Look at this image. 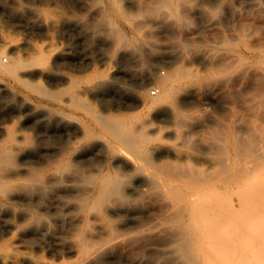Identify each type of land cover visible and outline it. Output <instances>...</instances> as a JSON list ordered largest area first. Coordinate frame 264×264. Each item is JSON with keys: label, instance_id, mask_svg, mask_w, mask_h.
Segmentation results:
<instances>
[{"label": "bare ground", "instance_id": "1", "mask_svg": "<svg viewBox=\"0 0 264 264\" xmlns=\"http://www.w3.org/2000/svg\"><path fill=\"white\" fill-rule=\"evenodd\" d=\"M105 1V11L116 27L117 40L139 45L140 38L135 33L128 37L119 25V21H123L134 27L132 15L120 0ZM260 1L264 0L253 1L258 10L262 8ZM182 4L184 0H155L153 5L157 10L170 9L182 19L185 18ZM45 17L40 26L45 33H51L56 28L55 17L48 11ZM262 29L250 25L240 28L235 37L222 39L221 49L217 51L233 52L236 60L230 65L222 56L214 55L219 69L201 70L190 61L191 57L206 58L192 50L186 55L185 47L181 49L178 54L187 61L175 63L163 75L154 78L158 86L155 96L148 99L138 95L137 104L146 111L143 117L104 111L80 97L62 99L59 91L33 84L26 76V68L35 65L39 75L50 76L57 57L50 46L25 42L31 47L27 56L21 53L11 56L7 45L0 46V55L10 56L7 63L0 59V73L16 87L34 88L44 102L41 107L26 102L25 108L35 116L47 117L51 130L56 125H66L57 111L71 114L76 121L74 134L80 135L72 140L71 134L66 132V141L58 148L49 149L40 146L42 138L35 139L34 134H23L8 124H1L0 164L15 156L36 157L41 161L4 169V172H14L4 177L0 175V191L7 196L19 194L20 191L12 187L16 181L33 184L73 181L70 179L71 155L81 154L86 144L97 145L105 149L107 161L87 173L82 171L77 178L83 185L82 191L76 197L84 216L97 219L103 232L101 239L91 240L90 246L84 242L78 244L82 256L74 264H91L92 258L97 264L104 263V253L109 247L126 239L143 238L149 242L152 233H156V237L163 236L176 264H250L249 254L253 251L248 242L247 224L251 219L264 220V115L252 111L246 121H237L232 116L221 127L212 126L209 135L193 137V130L185 127L193 129L200 121L180 102H190L186 94L191 86L209 80L218 70L223 76L241 78L250 68L264 78V42L253 37L255 33H263ZM237 66L238 69L233 70ZM231 69L233 71L227 73ZM87 83L91 97L100 96L109 86L99 72L90 74ZM261 93L262 90H257L254 95ZM261 102L264 104V97L258 98L257 103ZM162 103L166 105L164 111L150 112ZM70 106L78 113H70L67 110ZM157 119L166 123L156 124ZM67 122L69 124V120ZM44 134L53 133L46 130L40 136ZM169 135L182 138L183 142H169ZM22 172L25 176H20ZM151 196L160 200V204L153 207L154 212L149 202ZM112 213L122 214L126 232H120L118 226L109 221ZM25 225V231L32 233L45 228L32 219ZM155 229L159 231L153 232ZM15 261L12 258L11 264Z\"/></svg>", "mask_w": 264, "mask_h": 264}, {"label": "rangeland", "instance_id": "2", "mask_svg": "<svg viewBox=\"0 0 264 264\" xmlns=\"http://www.w3.org/2000/svg\"><path fill=\"white\" fill-rule=\"evenodd\" d=\"M154 1L120 0L132 15L133 26L137 29L123 21H119V25L128 37L135 33L140 38L138 45L137 42L130 44L117 40L116 27L110 23L105 11V0H0V46L7 45L11 56L19 53L27 56L31 52V47L25 43L28 41L50 46L57 56L50 76L39 75L35 65L26 68V76L33 84L59 91L62 99L80 97L104 111L128 112L143 117L146 111L137 104L138 95L148 99L155 96L151 92L154 89L157 93L154 78L163 75L175 63L187 61L178 54L184 47L186 55L192 50L206 58V62L198 57L190 60L204 70L208 67L219 69L220 64L213 59L217 54L226 63L235 64V53L217 49H221L222 39L235 37L240 28L250 25L263 28V33H255L253 37L264 42V1H260L262 8L258 10V5H253L254 0H184L185 4L180 6L185 12L182 19L170 9L157 10ZM47 11L55 17L56 28L51 33H45L40 26ZM0 59L7 63L10 56L2 53ZM93 72L101 73L109 83L96 97H91L87 83ZM190 89L186 95L191 101H182L180 105L193 111L200 121L193 129L185 127L193 130V137L209 135L212 126L221 127L232 116L237 121H246L249 112L264 115V104L257 103L259 97H264V78L250 68L241 78L223 76L218 70L214 77L192 85ZM257 90L262 93L254 95ZM39 97L34 88L16 87L0 73V125L8 124L23 134H34L35 139H43L40 146L49 149L60 147L68 137L66 132L71 134L72 140L79 138V133L74 134L76 121L71 114L57 111V116H63L66 125H56L51 130L47 117L35 116L25 108L26 102L41 107L44 102ZM164 108V103L158 104L150 112L164 111ZM67 110L78 113L71 106ZM165 123V120H156V124ZM46 130L53 134L40 136ZM168 140L183 142L182 138L171 135ZM85 149L79 155H71L70 179L73 181L66 184L16 181L12 187L19 190V194L7 196L0 191V264H11L12 258L16 259L15 264H74L82 256L78 247L80 242L89 244L93 239H101L100 222L93 216H84L79 208L76 196L83 185L77 178L83 170L87 173L95 165L106 162L107 156L105 149L97 145L86 144ZM40 161L36 157L20 159L15 156L0 164V175L4 177L14 172H4L6 168H17L24 163L40 164ZM20 176H25V172ZM149 202L154 212L153 207L160 204V200L151 196ZM108 218L120 232L127 231L122 225L124 217L121 213H112ZM29 219L45 228L37 233L26 232L25 224ZM251 220L247 224L248 242L253 251L249 254V263L264 264V234H261L264 233V220ZM157 231L159 229L153 232ZM151 236L149 242L143 238L126 239L124 243L109 247L104 253L106 261L101 264H176L163 236L158 235L161 236L158 238L156 233ZM91 264H97L95 258Z\"/></svg>", "mask_w": 264, "mask_h": 264}, {"label": "built area", "instance_id": "3", "mask_svg": "<svg viewBox=\"0 0 264 264\" xmlns=\"http://www.w3.org/2000/svg\"><path fill=\"white\" fill-rule=\"evenodd\" d=\"M152 93H155V90L154 89L152 90Z\"/></svg>", "mask_w": 264, "mask_h": 264}]
</instances>
